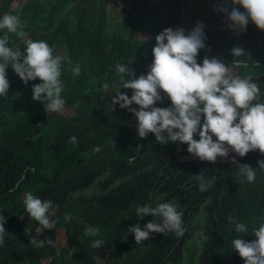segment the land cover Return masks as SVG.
<instances>
[{
    "label": "trees",
    "instance_id": "obj_1",
    "mask_svg": "<svg viewBox=\"0 0 264 264\" xmlns=\"http://www.w3.org/2000/svg\"><path fill=\"white\" fill-rule=\"evenodd\" d=\"M109 1L0 0V18L5 13L19 16L27 34L9 33L10 47L24 52L28 40H42L62 58L61 98L66 101L61 113H47L32 98L33 85L41 81L25 85L9 65V94L0 96V215L6 221L0 264H181L182 251L191 243L202 248L196 264H245L231 245L241 234L228 217L248 225L243 239H255L251 229L264 217V169L258 164L264 154L256 150L240 157L230 151L212 164L194 158L187 144H160L151 133L141 139L134 114L119 105L114 109L115 93H104L102 85L119 83L118 63L133 70L134 78L147 75L156 36L182 22L184 0H119L122 14L108 19ZM224 22L228 24L205 43L211 51L200 50L201 65L205 57L229 50L219 59L228 65L235 59L234 39L229 41L234 33L229 19ZM251 23L236 36L248 43L241 47L247 67L238 71L259 85V102H264V31L258 33L259 42L250 41ZM77 64L81 72L74 76ZM121 92L129 98L133 94L131 89ZM161 95L163 103L155 106L170 107L162 90ZM72 136L75 144L68 142ZM96 146L99 153L93 151ZM233 158L255 170L254 182L237 174ZM199 174L204 191L195 177ZM29 191L59 206L51 217L55 229H44L26 212L23 199ZM165 202H175L183 213L185 234L150 233L148 240L136 243L128 228L157 220L151 215L139 219L136 208ZM65 213L73 216L70 222ZM85 225L99 227L100 235L85 236ZM34 237L44 246L31 245ZM94 239L103 245L92 248Z\"/></svg>",
    "mask_w": 264,
    "mask_h": 264
},
{
    "label": "clouds",
    "instance_id": "obj_2",
    "mask_svg": "<svg viewBox=\"0 0 264 264\" xmlns=\"http://www.w3.org/2000/svg\"><path fill=\"white\" fill-rule=\"evenodd\" d=\"M230 3L242 6L245 10L241 12L239 7H232L229 12V0H225L216 9L228 15L230 30L246 31L251 20L259 30L264 31V0H230ZM21 29L19 16L5 13L0 18V32H3L0 36V96L7 97L9 94L7 69L10 65L25 85L29 81H41L32 87L33 101L43 103L47 113H61L66 104L61 98L62 58L53 55V48L42 40H28L24 52L18 46L10 47L9 33L21 38L27 35ZM205 39L202 22H197L187 34L183 28L164 29L156 36V46L152 50L154 59L147 75L134 78L133 70L129 73L127 65L118 63L116 73L119 83L110 84L105 81L102 85L104 93H115L111 100L114 109L119 105L134 114L141 139L151 133L160 144H187V151L194 158L212 164L216 163L218 157L227 158L230 151L240 157L256 150L264 154V102H259L260 87L250 78L242 77L238 71L247 67L245 60L241 59L246 57L244 49L237 46L231 50L235 59L230 65L217 57H205L201 65L197 57L200 50L206 48ZM63 59L72 63L67 57ZM72 72L74 76L80 75L79 64ZM126 76H130V79H126ZM121 89L133 90L131 98L122 93ZM161 90L171 100L170 107L155 106L165 99ZM133 104L138 105L139 110L132 107ZM165 132L167 137L163 135ZM197 134L198 141L194 139ZM68 142L75 144L77 138L72 136ZM93 151L99 153L101 147L96 146ZM232 163L238 165L239 176L250 183L255 181L256 172L251 166L238 164L235 158ZM258 164L260 169H264V160L258 161ZM195 177L200 182V190L204 191L203 175ZM23 203L32 220L44 229L56 228L57 221L51 217L56 215L59 206H54L52 201L43 200L30 191L24 193ZM136 214L141 220L149 215L159 220V223L153 220L143 228L139 224L129 227L128 232L134 234L136 243L148 240L150 233L174 232L177 237H181L187 231L182 219L183 213L177 211L175 202L158 203L155 207L150 203L138 206ZM72 219L71 214L65 213V221L70 222ZM228 220L235 224V231L241 234L231 241V245L245 264H264V217L260 218L258 227L251 229L255 237L251 242L242 238L249 232L248 225L234 220L232 216ZM5 222V218L0 215V244L4 243ZM84 235L99 236L100 229L85 225ZM47 243L51 244L52 240L49 239ZM103 243L101 239H94L91 247L100 248ZM44 244L45 241L35 237L31 239V245L37 248Z\"/></svg>",
    "mask_w": 264,
    "mask_h": 264
},
{
    "label": "rangeland",
    "instance_id": "obj_3",
    "mask_svg": "<svg viewBox=\"0 0 264 264\" xmlns=\"http://www.w3.org/2000/svg\"><path fill=\"white\" fill-rule=\"evenodd\" d=\"M76 0H74L75 2ZM225 0H184V9L183 12L180 14L182 17V22L178 24L176 28H183L187 33H190L194 27L196 26L197 22H202L204 24V32H205V43L211 42L212 37L216 36L215 33H218L220 30L223 29L225 25L228 24V22H224L225 19H229L228 15L225 12L216 10L218 7H220ZM109 7L107 9V18L111 19L113 17H117L122 11V5L120 4L119 0H110L109 1ZM232 7H239L240 11H245L242 6H235L231 5L229 0V7L228 11L230 12L232 10ZM251 38L250 41L259 42L261 38L259 37L261 30H259L255 24L251 23ZM234 35L229 36V41L231 39H234L232 41V48L234 47H244L248 43H241L240 38H237L236 36L243 35L244 32L242 31H233ZM255 33V34H254ZM144 38H149V36H144ZM253 44V43H250ZM205 53H208L211 51L210 46H206L205 49H203ZM245 51V50H244ZM230 52V50L228 51ZM228 52H219L216 54L217 58L222 57L223 55L227 54ZM165 137H167V133L165 132L163 134ZM202 241L199 240V243ZM201 244H190V246H186L181 255V264H196L199 255L201 254Z\"/></svg>",
    "mask_w": 264,
    "mask_h": 264
}]
</instances>
